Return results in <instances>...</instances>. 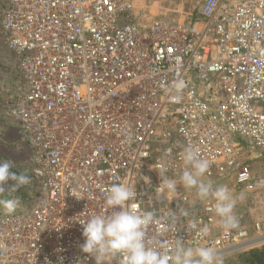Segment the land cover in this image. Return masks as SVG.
I'll list each match as a JSON object with an SVG mask.
<instances>
[{"label":"built area","instance_id":"built-area-1","mask_svg":"<svg viewBox=\"0 0 264 264\" xmlns=\"http://www.w3.org/2000/svg\"><path fill=\"white\" fill-rule=\"evenodd\" d=\"M129 12L127 0H6L0 35L24 84L7 112L33 148L37 194L0 215V264H95L82 224L111 213L113 184L136 191L126 208L154 214L147 241L169 255L178 242L254 248L247 228L222 229L213 200L179 182L159 192L157 172L178 181L192 146L214 188H264L251 168L264 163V0H203L191 27Z\"/></svg>","mask_w":264,"mask_h":264},{"label":"clouds","instance_id":"clouds-1","mask_svg":"<svg viewBox=\"0 0 264 264\" xmlns=\"http://www.w3.org/2000/svg\"><path fill=\"white\" fill-rule=\"evenodd\" d=\"M182 171L179 180L165 175L167 167L159 166L160 177L158 191L174 193L179 182L186 189H195L201 201H214L209 209L220 217L221 227L230 231L238 226V220L233 215L235 198L226 186L213 187L211 181L202 177L209 170V162L199 157L198 150L192 146L185 147L179 154ZM12 164L0 161V185L13 182L11 192L18 191L30 182L24 174L13 172ZM136 197V191L123 184H113L106 193L105 207L111 209L109 215H92L83 226L84 243L81 251L92 257L95 264H112L119 258L121 264H223V260L211 247H185L178 242L172 255L161 251L158 246H152L146 238V227L154 220L152 212H137L128 210L126 205ZM15 200L4 201V207L12 212Z\"/></svg>","mask_w":264,"mask_h":264},{"label":"rangeland","instance_id":"rangeland-1","mask_svg":"<svg viewBox=\"0 0 264 264\" xmlns=\"http://www.w3.org/2000/svg\"><path fill=\"white\" fill-rule=\"evenodd\" d=\"M131 5V12L124 20L146 24L154 20H164L191 27L193 19L203 0H127ZM6 6V0H0V21ZM24 92V84L19 73L18 61L15 54L7 47L0 35V161L12 164V171L24 173L30 182L16 192H11L13 182L0 185V215L9 213L4 207V201L15 200L12 212L28 211L34 204L37 194L36 181L32 178L34 168V151L31 144L24 139L8 116V105ZM256 162L252 171L256 177L264 179V163ZM235 198L233 215L238 220L239 227H245L257 236L254 248L264 245V228L256 232L254 222L260 219L264 211V188H257L253 192L242 191L224 184ZM195 194L196 190L192 189ZM197 195V194H196ZM258 242V243H257ZM260 244V245H259ZM253 248V249H254ZM242 252H231L219 256L223 264H238L236 255Z\"/></svg>","mask_w":264,"mask_h":264},{"label":"trees","instance_id":"trees-1","mask_svg":"<svg viewBox=\"0 0 264 264\" xmlns=\"http://www.w3.org/2000/svg\"><path fill=\"white\" fill-rule=\"evenodd\" d=\"M235 261L238 264H264V245L239 253Z\"/></svg>","mask_w":264,"mask_h":264},{"label":"crops","instance_id":"crops-1","mask_svg":"<svg viewBox=\"0 0 264 264\" xmlns=\"http://www.w3.org/2000/svg\"><path fill=\"white\" fill-rule=\"evenodd\" d=\"M254 223H259L264 228V211L260 215V219L257 218V220ZM262 235H264V233ZM255 237H257V236H255Z\"/></svg>","mask_w":264,"mask_h":264}]
</instances>
